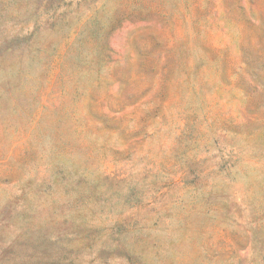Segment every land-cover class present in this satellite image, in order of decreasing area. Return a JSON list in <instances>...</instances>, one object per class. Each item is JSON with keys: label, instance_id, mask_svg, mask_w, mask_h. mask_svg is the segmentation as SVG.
Wrapping results in <instances>:
<instances>
[{"label": "rangeland", "instance_id": "rangeland-1", "mask_svg": "<svg viewBox=\"0 0 264 264\" xmlns=\"http://www.w3.org/2000/svg\"><path fill=\"white\" fill-rule=\"evenodd\" d=\"M0 264H264V0H0Z\"/></svg>", "mask_w": 264, "mask_h": 264}, {"label": "trees", "instance_id": "trees-1", "mask_svg": "<svg viewBox=\"0 0 264 264\" xmlns=\"http://www.w3.org/2000/svg\"><path fill=\"white\" fill-rule=\"evenodd\" d=\"M251 43V42H250Z\"/></svg>", "mask_w": 264, "mask_h": 264}]
</instances>
